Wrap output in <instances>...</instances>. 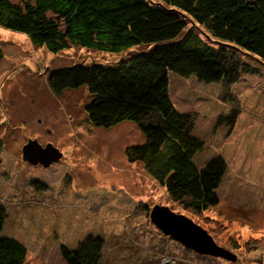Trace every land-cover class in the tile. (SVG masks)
<instances>
[{"label": "rangeland", "instance_id": "374dc122", "mask_svg": "<svg viewBox=\"0 0 264 264\" xmlns=\"http://www.w3.org/2000/svg\"><path fill=\"white\" fill-rule=\"evenodd\" d=\"M4 31L0 26V211L6 233L28 246L25 264H67L62 245L90 234L103 242L99 264H264V63L244 55L259 73L243 72L227 86L172 75L173 100L195 115V133L205 139L198 165L215 155L228 162L218 205L197 216L176 205L143 163L128 160L127 147L144 141L136 123L95 126L86 86L60 95L50 88L52 69L119 61L126 52H52ZM231 109H239L233 127L219 122ZM35 138L62 156L47 166L25 160L22 147ZM157 205L191 217L229 255L198 253L163 233L151 219ZM252 239L262 245L246 248Z\"/></svg>", "mask_w": 264, "mask_h": 264}, {"label": "trees", "instance_id": "16d2710c", "mask_svg": "<svg viewBox=\"0 0 264 264\" xmlns=\"http://www.w3.org/2000/svg\"><path fill=\"white\" fill-rule=\"evenodd\" d=\"M0 26L52 52H126L119 61L52 69L50 88L60 95L86 86L92 98L85 110L95 126L136 123L144 141L129 145L127 158L143 163L176 205L197 216L218 205L227 159L215 155L198 165L205 139L195 133V115L173 100L172 75L226 86L243 72L256 77L243 56L264 63V0H0ZM238 116L231 109L219 122L233 127ZM6 218L0 211V264H25L28 246L6 233ZM255 241L245 247L262 245ZM102 249V239L90 234L61 252L67 264H99Z\"/></svg>", "mask_w": 264, "mask_h": 264}, {"label": "water", "instance_id": "95a60500", "mask_svg": "<svg viewBox=\"0 0 264 264\" xmlns=\"http://www.w3.org/2000/svg\"><path fill=\"white\" fill-rule=\"evenodd\" d=\"M62 152L51 142L45 146L38 139H29L23 146V158L32 163L49 165L59 159ZM152 221L163 233L172 236L185 247L202 254L229 255L230 250L217 244L213 235L191 217L177 213L168 206L157 205L151 212Z\"/></svg>", "mask_w": 264, "mask_h": 264}, {"label": "bare ground", "instance_id": "6f19581e", "mask_svg": "<svg viewBox=\"0 0 264 264\" xmlns=\"http://www.w3.org/2000/svg\"><path fill=\"white\" fill-rule=\"evenodd\" d=\"M5 31H4V33L5 34H8L9 36H12V35H15V34H13V32L11 31V30H8V29H5V28H3ZM16 33V32H15ZM17 37H19V35H16ZM21 37V36H20ZM85 127V126H84ZM82 129V128H81ZM85 129H88V127H85ZM83 130V129H82ZM97 177V176H96ZM98 177H100L101 178V180L103 179L104 181H108V176H106V175H102V176H98Z\"/></svg>", "mask_w": 264, "mask_h": 264}, {"label": "clouds", "instance_id": "9594fccd", "mask_svg": "<svg viewBox=\"0 0 264 264\" xmlns=\"http://www.w3.org/2000/svg\"><path fill=\"white\" fill-rule=\"evenodd\" d=\"M36 139H37V138H36ZM38 141H39V140H38ZM24 145H25V144H24ZM24 145H23V146H24ZM44 146H45V145H44ZM22 150H23V147H22ZM22 156H23V155H22Z\"/></svg>", "mask_w": 264, "mask_h": 264}, {"label": "flooded vegetation", "instance_id": "af4514ba", "mask_svg": "<svg viewBox=\"0 0 264 264\" xmlns=\"http://www.w3.org/2000/svg\"><path fill=\"white\" fill-rule=\"evenodd\" d=\"M42 144V143H41ZM43 145V144H42Z\"/></svg>", "mask_w": 264, "mask_h": 264}]
</instances>
